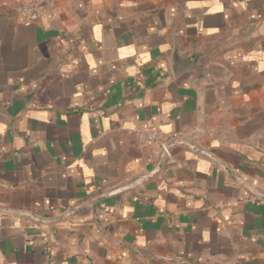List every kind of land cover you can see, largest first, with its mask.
I'll list each match as a JSON object with an SVG mask.
<instances>
[{
	"label": "crops",
	"instance_id": "obj_1",
	"mask_svg": "<svg viewBox=\"0 0 264 264\" xmlns=\"http://www.w3.org/2000/svg\"><path fill=\"white\" fill-rule=\"evenodd\" d=\"M16 6L0 264H264V0ZM147 126L183 141L172 160L139 145Z\"/></svg>",
	"mask_w": 264,
	"mask_h": 264
},
{
	"label": "built area",
	"instance_id": "obj_2",
	"mask_svg": "<svg viewBox=\"0 0 264 264\" xmlns=\"http://www.w3.org/2000/svg\"><path fill=\"white\" fill-rule=\"evenodd\" d=\"M13 1L17 2L15 10L21 15L23 22L31 23L42 17L49 0ZM134 133L141 147H157V157L166 160H172L171 148L183 142L177 135L164 133L153 126L137 129Z\"/></svg>",
	"mask_w": 264,
	"mask_h": 264
},
{
	"label": "water",
	"instance_id": "obj_3",
	"mask_svg": "<svg viewBox=\"0 0 264 264\" xmlns=\"http://www.w3.org/2000/svg\"><path fill=\"white\" fill-rule=\"evenodd\" d=\"M163 158L161 157V160H162Z\"/></svg>",
	"mask_w": 264,
	"mask_h": 264
}]
</instances>
